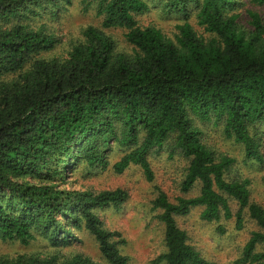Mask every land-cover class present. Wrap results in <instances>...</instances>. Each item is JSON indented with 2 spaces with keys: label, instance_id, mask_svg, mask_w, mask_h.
<instances>
[{
  "label": "trees",
  "instance_id": "1",
  "mask_svg": "<svg viewBox=\"0 0 264 264\" xmlns=\"http://www.w3.org/2000/svg\"><path fill=\"white\" fill-rule=\"evenodd\" d=\"M94 6L101 29L83 31L84 40L66 55H51L56 38L29 19L55 16L72 0H0V242L29 245L37 237L67 246L86 231L108 264H129L125 240L109 231L97 210L118 208L124 190L92 193L66 187L78 163L105 170L115 146L124 151L112 170L138 166L147 181L154 174L148 155L172 141L189 160L182 194L200 184L192 198L175 202L159 192L153 201L164 226V264H215L188 242L177 216L203 208L210 222L232 216L225 196L259 227L246 242L237 264H264V208L251 204L248 180L227 181L233 158L204 143L195 120L222 125L228 139L243 146L247 161L263 162L264 22L246 10L249 29L239 24L245 0H160L167 16L185 19L176 42L134 16L149 9L146 0H82ZM263 7L264 0H246ZM189 7L212 38L198 36L186 21ZM239 12V13H238ZM125 30L131 54L118 53L102 29ZM43 54L47 56H43ZM43 56V57H42ZM68 169H65L67 168ZM264 181V179H263ZM237 224L242 225L240 213ZM0 264H96L81 255L62 258L18 255Z\"/></svg>",
  "mask_w": 264,
  "mask_h": 264
},
{
  "label": "rangeland",
  "instance_id": "2",
  "mask_svg": "<svg viewBox=\"0 0 264 264\" xmlns=\"http://www.w3.org/2000/svg\"><path fill=\"white\" fill-rule=\"evenodd\" d=\"M146 1L149 9L134 16L137 24L140 27L153 26L166 38L176 42L179 35L177 27L185 20L183 16L165 15L160 0ZM244 6L245 8L238 12V22L245 29L250 28L246 10L259 13L264 22L263 7L253 6L246 0ZM54 14L53 17L51 14L41 13L40 16L28 20L33 28L42 26L47 34H52L56 38L55 49L48 56L66 55L74 44L84 40L82 34L87 27L101 29L102 20L96 15L94 6L85 10L82 0H72V5L63 6ZM195 15L194 9L189 7L186 21L198 36L209 41L212 36L198 25ZM102 30L115 41L118 53H132V47L124 38L125 30L119 28ZM194 123L202 130L204 143L216 156L226 155L233 158L234 163L225 176L226 180H248L250 203L264 208V161H247L243 146L225 137L221 124H207L199 120H195ZM260 128L263 131L264 155V126ZM172 143L170 141L164 148L149 153L148 160L154 174L152 181L145 179L138 166L131 165L124 172L115 173L112 166L124 154L123 150L115 146L111 147L110 153L106 156L109 161L107 169L90 168L82 161L75 167L74 178L67 179L66 187H75L92 193L117 189L127 192L128 199L120 207H108L97 210L96 213L107 230L119 232L125 240L126 243L120 247V251L129 258V264H164L158 262L159 257L165 253L164 226L159 220L161 211L153 207V201L158 193L163 192L171 202H175L178 197L192 198L199 193V183L187 194L180 192L189 160L174 150ZM225 198L232 213L229 219L221 215L218 220L204 221L200 218L203 208L196 207L184 216H177L176 222L187 234L189 244L206 260L215 264H237L251 234L260 229L250 219L247 209L241 210L234 199L227 196ZM239 213L242 218L241 227L237 224ZM75 236V239H70L69 245L63 247H54L40 237L29 245L0 242V260L3 257L13 258L18 255L59 254L62 258L81 255L96 264H108L100 255L96 241L88 232H77ZM262 249L263 246L258 247V250Z\"/></svg>",
  "mask_w": 264,
  "mask_h": 264
}]
</instances>
